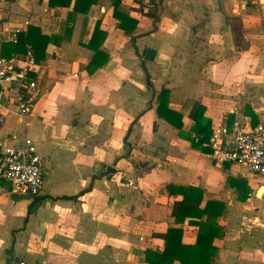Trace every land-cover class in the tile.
<instances>
[{
  "label": "crops",
  "instance_id": "crops-1",
  "mask_svg": "<svg viewBox=\"0 0 264 264\" xmlns=\"http://www.w3.org/2000/svg\"><path fill=\"white\" fill-rule=\"evenodd\" d=\"M113 1L84 13L75 0H0V54L15 26L58 37L39 61L31 114L3 100L0 135L35 141L44 187L19 194L0 171V264H149L170 228L197 243L208 202L222 211L210 264H264V181L213 162L209 138L207 151L194 147L191 117L201 104L212 132L264 123V0H123L135 30L119 27ZM163 88L181 128L158 115ZM188 187L194 214L177 222Z\"/></svg>",
  "mask_w": 264,
  "mask_h": 264
},
{
  "label": "built area",
  "instance_id": "built-area-1",
  "mask_svg": "<svg viewBox=\"0 0 264 264\" xmlns=\"http://www.w3.org/2000/svg\"><path fill=\"white\" fill-rule=\"evenodd\" d=\"M24 28L15 26L9 41L18 42ZM5 31L0 28V35ZM40 63L34 49L27 46L25 53L3 57L0 54V131L7 118L4 98L8 97L15 111L21 115L31 114L39 99ZM196 139L198 137L196 136ZM211 159L218 165L233 163L247 167L252 174L264 181V123L245 126L242 122L216 127L207 142ZM0 168L15 192L38 196L44 187L41 156L34 140L26 139L18 148L0 135Z\"/></svg>",
  "mask_w": 264,
  "mask_h": 264
},
{
  "label": "trees",
  "instance_id": "trees-1",
  "mask_svg": "<svg viewBox=\"0 0 264 264\" xmlns=\"http://www.w3.org/2000/svg\"><path fill=\"white\" fill-rule=\"evenodd\" d=\"M50 6H71L73 0H48ZM123 0H114V16L120 18L121 22L119 27L121 29L135 30L137 22L131 19L128 15L121 13V3ZM97 0H75L74 11L78 10L87 13L92 4ZM85 5V6H84ZM84 6V7H83ZM158 18V15H154ZM127 22H131V27L127 26ZM57 36H49L42 33L41 29L37 26L30 25L28 30L22 31L19 35L17 43L12 41L6 42L3 45V57H10L13 54L24 53L27 46L31 45L34 49L36 60L39 62L46 57V47L49 42L58 41ZM99 52V51H98ZM107 59V58H106ZM105 61V59L103 60ZM98 64L91 67L94 69ZM152 88V86H150ZM169 89H162L158 95L159 104L157 108L158 115L161 118L166 119L175 127L181 128L183 126L182 114L169 108ZM205 108L201 104H196L193 108L191 117L195 120L196 124L193 127V133L201 137L199 142L192 140L193 146L207 151L208 149L203 147V143L206 142L212 132L210 121L204 116ZM189 187L184 188L185 194L181 202L176 203L173 208V215L177 222L185 221L186 217L193 215L191 210L194 208L191 206V192ZM67 198V197H64ZM72 198V197H71ZM75 198V197H73ZM215 204V203H214ZM213 203H207L206 208L198 209L201 211L196 214L198 217H203L208 214V221L196 222L200 226L198 232V240L194 245H187L182 241L183 231L180 228H170L166 234L161 236L166 239L167 245L163 252L159 253L153 250L146 251V261L149 264H173L175 260H180L181 264H210V261L215 253L214 240L221 236V229L215 224L217 217L221 214V210L214 212ZM193 213V214H191ZM198 260V263H196Z\"/></svg>",
  "mask_w": 264,
  "mask_h": 264
},
{
  "label": "water",
  "instance_id": "water-1",
  "mask_svg": "<svg viewBox=\"0 0 264 264\" xmlns=\"http://www.w3.org/2000/svg\"><path fill=\"white\" fill-rule=\"evenodd\" d=\"M223 9H224V7H223Z\"/></svg>",
  "mask_w": 264,
  "mask_h": 264
}]
</instances>
